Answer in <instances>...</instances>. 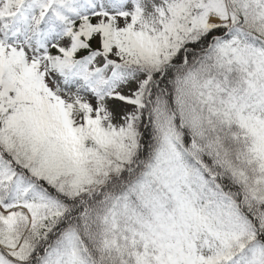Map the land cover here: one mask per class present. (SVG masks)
<instances>
[{"label": "snow or ice", "instance_id": "1", "mask_svg": "<svg viewBox=\"0 0 264 264\" xmlns=\"http://www.w3.org/2000/svg\"><path fill=\"white\" fill-rule=\"evenodd\" d=\"M0 264H264V0H0Z\"/></svg>", "mask_w": 264, "mask_h": 264}]
</instances>
